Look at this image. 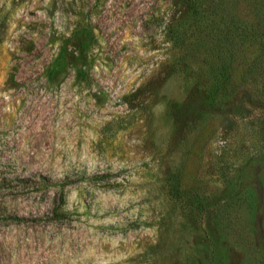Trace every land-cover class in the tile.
I'll return each mask as SVG.
<instances>
[{"label": "rangeland", "instance_id": "374dc122", "mask_svg": "<svg viewBox=\"0 0 264 264\" xmlns=\"http://www.w3.org/2000/svg\"><path fill=\"white\" fill-rule=\"evenodd\" d=\"M218 259L264 264V0H0V264Z\"/></svg>", "mask_w": 264, "mask_h": 264}, {"label": "trees", "instance_id": "16d2710c", "mask_svg": "<svg viewBox=\"0 0 264 264\" xmlns=\"http://www.w3.org/2000/svg\"><path fill=\"white\" fill-rule=\"evenodd\" d=\"M194 6H196V3H192L191 4V7H194ZM238 28L239 29L243 28V30L241 32L245 33L246 40H250L248 30H246L245 27H243V26L242 27H238ZM230 31L232 32L233 30H230ZM208 99H209V101L211 103L217 102L218 101V90H213L212 93L210 92ZM52 185L53 186H58V188H59V192H60L59 206L65 205L66 204V193H65V185H66V183L65 182H55ZM13 218L17 219V220H21L22 219L21 217H13ZM212 257L213 258H218L217 255L215 254V252H213ZM219 263H220V259H218V261H217V264H219Z\"/></svg>", "mask_w": 264, "mask_h": 264}]
</instances>
